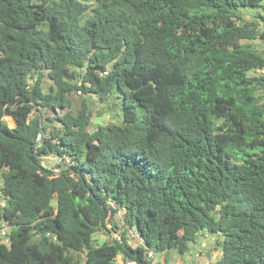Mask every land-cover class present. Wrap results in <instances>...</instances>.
Segmentation results:
<instances>
[{
	"label": "trees",
	"instance_id": "obj_1",
	"mask_svg": "<svg viewBox=\"0 0 264 264\" xmlns=\"http://www.w3.org/2000/svg\"><path fill=\"white\" fill-rule=\"evenodd\" d=\"M258 38L264 0H0V264H264Z\"/></svg>",
	"mask_w": 264,
	"mask_h": 264
},
{
	"label": "rangeland",
	"instance_id": "obj_2",
	"mask_svg": "<svg viewBox=\"0 0 264 264\" xmlns=\"http://www.w3.org/2000/svg\"><path fill=\"white\" fill-rule=\"evenodd\" d=\"M88 3H95L96 0H84ZM250 14H247L246 17L250 18ZM256 45V47H262L264 49V39L263 38H258L253 41ZM257 73H259L257 71ZM70 97L73 99L74 104L78 105L79 100L83 97L82 93H79L78 91H75L70 94ZM91 108L93 110L90 121H91V126L89 129H92L95 127L97 124H107L109 122H120L122 120V114L120 107L118 106L117 103L111 104V107L109 106H100L98 101H93L91 104ZM58 112H61L60 109L57 110ZM6 121L8 122L9 125H11L12 121L9 116H5ZM47 163H45L47 166L53 167L55 163H57V159L55 157L51 158H46ZM2 183V178L0 175V185ZM0 201H2L0 199ZM121 214V211H119V215ZM3 222L0 223V226H3ZM114 235H116L114 233ZM131 236V235H130ZM106 239V236L104 234H96L95 239ZM131 240L133 239L135 242H137L134 237H130ZM204 242V245H200L199 243L193 244L191 251L189 253H185L183 255H180L176 252H170L168 253L167 256V261L164 262L163 259V254L158 253L157 254V259L159 261V264H169L171 262H176V261H182L184 263H190L192 262L193 264H208V262L215 260L218 257V252H210L211 251V242H210V236L207 235L206 233L201 234L200 236V242ZM80 264H84V260H81Z\"/></svg>",
	"mask_w": 264,
	"mask_h": 264
},
{
	"label": "built area",
	"instance_id": "obj_3",
	"mask_svg": "<svg viewBox=\"0 0 264 264\" xmlns=\"http://www.w3.org/2000/svg\"><path fill=\"white\" fill-rule=\"evenodd\" d=\"M257 71L260 73L263 70H257ZM40 139H41V132L37 133V140H40ZM51 157H52V155L48 156V158H51ZM45 163H47V161H45ZM3 205H4V202L0 201V206H3ZM4 225H5V223L3 224V226ZM6 234H7V229L6 228H3V229L0 230V235L1 236L5 237ZM131 235L134 237V239L137 242L140 243L142 241L137 233L131 232ZM148 256L152 258L151 264H159L158 259H157V255L152 250L148 252ZM114 264H139V263L136 262L135 260H132V259H128V258L123 259L121 256H117L115 261H114ZM177 264H187V263H184V262L181 261V262H178ZM188 264H193V263L190 262Z\"/></svg>",
	"mask_w": 264,
	"mask_h": 264
},
{
	"label": "crops",
	"instance_id": "obj_4",
	"mask_svg": "<svg viewBox=\"0 0 264 264\" xmlns=\"http://www.w3.org/2000/svg\"><path fill=\"white\" fill-rule=\"evenodd\" d=\"M204 244H205L204 242L201 243V245H204ZM178 262H181V261H176V262L174 261V262H171L169 264H177Z\"/></svg>",
	"mask_w": 264,
	"mask_h": 264
}]
</instances>
